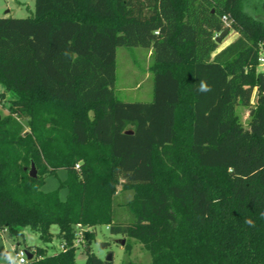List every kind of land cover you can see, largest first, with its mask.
<instances>
[{
	"label": "trees",
	"instance_id": "trees-1",
	"mask_svg": "<svg viewBox=\"0 0 264 264\" xmlns=\"http://www.w3.org/2000/svg\"><path fill=\"white\" fill-rule=\"evenodd\" d=\"M246 3L35 0L32 16L0 17V86L12 96L0 232L29 226L49 242L58 225L67 248L51 264H78V226L102 225L140 240L151 264H264V21ZM227 28L239 36L213 57ZM118 47L152 51L151 101L116 96ZM239 108L261 122L245 129ZM60 169L66 179L43 191ZM120 189L135 191L126 225ZM28 251L37 264L46 249ZM85 251V264H114Z\"/></svg>",
	"mask_w": 264,
	"mask_h": 264
},
{
	"label": "rangeland",
	"instance_id": "rangeland-1",
	"mask_svg": "<svg viewBox=\"0 0 264 264\" xmlns=\"http://www.w3.org/2000/svg\"><path fill=\"white\" fill-rule=\"evenodd\" d=\"M260 0H248L245 10L248 14L264 21V8L260 6ZM35 0H0V17L11 16L15 18H26L34 15ZM239 34L235 29H230L228 35L218 43L215 52H219L223 47L228 46L238 38ZM152 51L143 47H118L116 82L114 91L116 96L124 102H149L153 97V74L151 65L153 63ZM258 71L264 72V67H259ZM3 87L0 86V94ZM5 94V98H0V115L8 114L10 106V94ZM260 98L255 92L253 104ZM243 127L253 129L261 122V114L257 118H252L248 108H239ZM25 130H29L25 123ZM31 169V168H30ZM67 172L60 169L57 175L49 176L42 190L45 192L53 191L58 188L61 181L65 180ZM66 189L60 190V196L65 199ZM133 189H120L115 197L114 211L115 221L121 224L131 223L134 218L128 203L134 198ZM89 230L92 235L90 239L86 238V231ZM50 231L53 234L51 241H43L29 226L18 228V232L10 233L8 230L0 233V264H18L16 248L23 249L31 246L42 247L46 249L45 255L37 264H51L56 261L58 256H63L66 252L65 240L60 236V227L56 224L51 225ZM81 235L75 239V260L78 264H85L87 254L85 246L90 245L91 250L103 260L112 254L114 264H151L152 255L144 244L134 238L124 235L112 234L106 225L96 227H81L77 233ZM124 242L123 244L121 242ZM105 243V247H102ZM65 246V247H64ZM56 264H58L56 262Z\"/></svg>",
	"mask_w": 264,
	"mask_h": 264
},
{
	"label": "built area",
	"instance_id": "built-area-1",
	"mask_svg": "<svg viewBox=\"0 0 264 264\" xmlns=\"http://www.w3.org/2000/svg\"><path fill=\"white\" fill-rule=\"evenodd\" d=\"M226 19V18H225ZM259 64H260V67H264V51L261 50V53H260V56H259ZM78 167V166H77ZM81 227L78 226L77 228V231L80 229ZM1 233V232H0ZM81 233L78 232L77 233V236H80ZM65 247V246H64ZM28 250L27 249H23L20 247H17L16 248V255H17V258H18V264H27L30 260L34 259L35 258V255L32 254V258L29 259L28 258ZM38 259H41V257H38Z\"/></svg>",
	"mask_w": 264,
	"mask_h": 264
},
{
	"label": "water",
	"instance_id": "water-1",
	"mask_svg": "<svg viewBox=\"0 0 264 264\" xmlns=\"http://www.w3.org/2000/svg\"><path fill=\"white\" fill-rule=\"evenodd\" d=\"M229 31H230V29L227 28V29H225L223 32H221V33L219 34V36H217L216 41H217L218 43H220V42H221V41H222V40L228 35ZM0 98H5V94H4V93L0 94ZM127 133H128V134H132V131H129V132H127ZM29 175H30L32 178H36V177H37V169L35 168V165H34L33 163H32V165H31V169H30V171H29ZM121 243L123 244L124 242L122 241ZM28 258L31 259V258H32V254L28 253ZM106 261H108V262H113V255L110 254V255L106 258Z\"/></svg>",
	"mask_w": 264,
	"mask_h": 264
},
{
	"label": "crops",
	"instance_id": "crops-1",
	"mask_svg": "<svg viewBox=\"0 0 264 264\" xmlns=\"http://www.w3.org/2000/svg\"><path fill=\"white\" fill-rule=\"evenodd\" d=\"M223 48H225V47H223ZM223 48H222V49H223ZM222 49H221V50H222ZM221 50H220V51H221ZM220 51H219V52H220ZM219 52H214L212 56L214 57V56H215L217 53H219ZM28 252H29L30 254H32L31 251H28Z\"/></svg>",
	"mask_w": 264,
	"mask_h": 264
}]
</instances>
